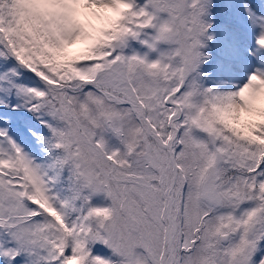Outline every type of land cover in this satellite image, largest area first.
Instances as JSON below:
<instances>
[{"label": "snow or ice", "instance_id": "snow-or-ice-1", "mask_svg": "<svg viewBox=\"0 0 264 264\" xmlns=\"http://www.w3.org/2000/svg\"><path fill=\"white\" fill-rule=\"evenodd\" d=\"M0 264H264V0H0Z\"/></svg>", "mask_w": 264, "mask_h": 264}]
</instances>
